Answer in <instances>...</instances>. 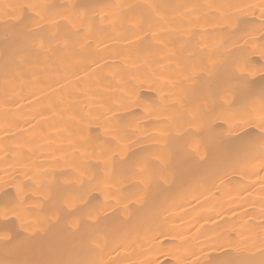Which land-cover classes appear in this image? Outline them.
<instances>
[{"label": "bare ground", "instance_id": "1", "mask_svg": "<svg viewBox=\"0 0 264 264\" xmlns=\"http://www.w3.org/2000/svg\"><path fill=\"white\" fill-rule=\"evenodd\" d=\"M0 264H264V0H0Z\"/></svg>", "mask_w": 264, "mask_h": 264}]
</instances>
